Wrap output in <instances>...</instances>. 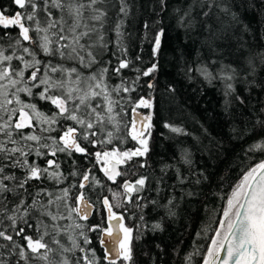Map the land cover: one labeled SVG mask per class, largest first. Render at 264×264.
I'll use <instances>...</instances> for the list:
<instances>
[{"label":"snow or ice","instance_id":"snow-or-ice-1","mask_svg":"<svg viewBox=\"0 0 264 264\" xmlns=\"http://www.w3.org/2000/svg\"><path fill=\"white\" fill-rule=\"evenodd\" d=\"M117 4L119 18L106 29L109 10ZM159 5L163 12L165 0ZM10 6L11 11L0 2V241L7 242L0 243V264H136L134 241L145 229L164 231L163 220L177 215L175 197L161 204L141 195L149 177L137 174L148 167L161 59L172 42L169 25L159 13L145 21L139 51L130 56L122 31L128 0H10ZM195 8L208 20L220 19L213 8L230 12L219 0H190L176 19L178 28L194 27ZM232 18L237 19L235 13ZM203 28L211 41V25L205 21ZM258 55L264 89V53ZM192 70L189 66L185 74ZM196 71L209 83L222 80L225 97L244 103L235 95V69L226 73L221 67L216 75L207 66ZM244 72V81L255 86L248 76L255 77L256 61L249 58ZM229 106L226 100L225 109ZM250 124L238 134L241 139L254 134L245 155L264 157V107L252 114ZM163 127L188 135L182 127ZM203 131L211 144L214 138ZM181 159L190 164L191 154L185 150ZM174 172L183 185L187 177L179 168ZM207 179L201 173L192 183ZM225 195L223 220L209 246L195 245L183 255L174 247L179 264H264V159L248 166ZM149 205L164 210L150 227L143 214ZM129 206L140 210L129 217L140 224L126 223ZM93 215L98 222H89ZM196 256L201 259L194 261Z\"/></svg>","mask_w":264,"mask_h":264},{"label":"trees","instance_id":"trees-1","mask_svg":"<svg viewBox=\"0 0 264 264\" xmlns=\"http://www.w3.org/2000/svg\"><path fill=\"white\" fill-rule=\"evenodd\" d=\"M0 2L8 6L9 11L12 10L10 0ZM219 2L227 6L230 12L223 13L213 8L220 19L208 20L199 14L201 9L195 8L192 13L195 17L194 27L185 30L176 26V19L187 8L190 0H165L163 12H160L159 0H128L131 7L129 15L124 18L122 31L130 56L139 51L145 21L151 23L159 13V19L169 25L168 34L172 42L161 59L164 68L163 74L158 78L155 94L158 107L152 122L155 127L150 141L148 167L139 169L137 174L149 177V186L141 194L147 200L156 199L163 204L169 197H175L174 202L178 205L173 209L177 213L176 217L163 220L164 231L152 233L145 229L143 238L134 241L136 264H179V257L172 255L174 247L182 255L191 252L195 245L207 248L223 219V210L227 207L225 194L239 181L248 166L264 159L259 153L245 155V151L253 143V133L242 139L238 135L246 127H251L252 114L264 107V89L259 86L261 66L258 55L264 53V0ZM118 7L117 4L115 9L110 8L106 29L113 27L119 18L116 15ZM177 9L180 11L177 12ZM232 13L236 14L237 19L232 18ZM205 21L215 33L211 41L206 40L209 32L203 28ZM108 35L115 39L114 32H109ZM147 48L145 45V59L148 55ZM249 58L257 64L255 77L248 76V80L254 79L257 82L255 86L243 79ZM189 66L193 70L185 74ZM201 66H207L214 75L219 73L221 67H224L226 73L229 68L235 69L239 74L234 82L235 95L244 99V103L234 100L233 96L225 97L224 82L215 79L209 83L196 71ZM124 72L129 76L133 75L127 69ZM165 84L175 91H167ZM131 95L135 99L136 93ZM113 98L119 99L115 95ZM226 100L230 102L227 110ZM164 123L182 127L188 135L172 133L163 127ZM204 129L214 138L211 144ZM215 141H220L222 147L216 149ZM127 146L130 145L125 147ZM185 150L191 154L190 164L183 163L181 159ZM62 167H67V164H62ZM174 168H179L181 175L187 177L183 185L176 180ZM201 173L208 179L202 180L200 184L192 183ZM170 185L173 187H169ZM187 191H193L196 195L189 197L185 194ZM129 208L125 218L128 226L140 224L138 219H129L133 213L138 216L140 210L131 209V206ZM152 208L149 205L143 209L144 223L149 227L164 215L163 209L153 211ZM98 219L94 215L89 222L96 223ZM61 239L64 240L63 237ZM93 243L95 244V240ZM157 244L160 248L155 247ZM97 254L102 255L98 245ZM200 259V256L194 257V261Z\"/></svg>","mask_w":264,"mask_h":264},{"label":"water","instance_id":"water-1","mask_svg":"<svg viewBox=\"0 0 264 264\" xmlns=\"http://www.w3.org/2000/svg\"><path fill=\"white\" fill-rule=\"evenodd\" d=\"M138 111H140V112H142V113H146L147 111L146 110H144V109H139ZM94 216V215H93ZM92 218V217H91ZM90 218V219H91ZM222 256L224 255L223 253L221 254Z\"/></svg>","mask_w":264,"mask_h":264},{"label":"rangeland","instance_id":"rangeland-1","mask_svg":"<svg viewBox=\"0 0 264 264\" xmlns=\"http://www.w3.org/2000/svg\"><path fill=\"white\" fill-rule=\"evenodd\" d=\"M222 220H223V219H222ZM218 229H219V227H218ZM218 229H217V230H218ZM214 236H215V235H214Z\"/></svg>","mask_w":264,"mask_h":264}]
</instances>
